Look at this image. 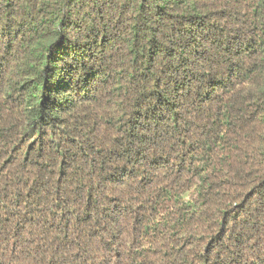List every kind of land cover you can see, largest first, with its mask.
<instances>
[{
  "label": "trees",
  "instance_id": "1",
  "mask_svg": "<svg viewBox=\"0 0 264 264\" xmlns=\"http://www.w3.org/2000/svg\"><path fill=\"white\" fill-rule=\"evenodd\" d=\"M0 264H264V0H0Z\"/></svg>",
  "mask_w": 264,
  "mask_h": 264
}]
</instances>
